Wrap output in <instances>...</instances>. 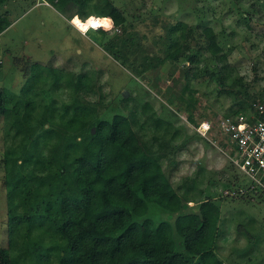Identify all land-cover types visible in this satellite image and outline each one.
Returning <instances> with one entry per match:
<instances>
[{"label":"trees","instance_id":"trees-1","mask_svg":"<svg viewBox=\"0 0 264 264\" xmlns=\"http://www.w3.org/2000/svg\"><path fill=\"white\" fill-rule=\"evenodd\" d=\"M46 1L68 19L78 15L86 21L92 14L106 19L107 26L96 28L103 37L114 23L120 33L105 40L104 48L144 78L149 69L167 71L165 79L172 83L165 99L176 111L194 109L196 88L190 83L202 71L198 55L206 50L220 61L230 51L211 24L179 20L150 41L132 29L124 7L113 0ZM241 1L233 4L240 7ZM250 15H244L246 20ZM28 66L19 93L0 90L8 202V241L0 244V264H231L219 250L225 233L219 202L202 192L190 206L197 177L185 176L175 186L163 167L159 148L180 133L171 120L148 104L142 123L121 111L111 117L98 114L92 100L100 86L93 72L75 74L37 62ZM202 72L212 76L217 70ZM179 79L183 84L177 90ZM59 90L67 100L56 99ZM263 94L264 88L244 95L224 116L253 110ZM144 127L153 132L151 138L144 136ZM217 134L223 141L224 134ZM234 184L231 178L224 182L226 189ZM241 189L242 195L254 191Z\"/></svg>","mask_w":264,"mask_h":264},{"label":"rangeland","instance_id":"rangeland-1","mask_svg":"<svg viewBox=\"0 0 264 264\" xmlns=\"http://www.w3.org/2000/svg\"><path fill=\"white\" fill-rule=\"evenodd\" d=\"M113 1L124 7L134 23L132 29L141 37L146 35L150 41L154 35L165 32L166 24L179 20L191 26L211 24L220 33L226 51H230L220 61L212 60L206 50L198 55L202 71L208 68L217 73L211 76L201 71L192 79L190 84L196 88L193 111L187 107L176 111L175 105L167 103L165 92L172 83L170 78L165 79L167 71L149 69L144 78L104 48L105 40L120 33L114 23L111 28H105L108 34L103 37L93 24L99 20L98 25H102L104 20L100 16L92 14L86 21L78 15L68 19L46 0H7L0 4V90L19 93L29 76L28 63L37 62L75 74L93 72L100 86L92 100L98 114L111 117L121 111L136 115L142 123L148 117V113L143 112L144 105L148 104L180 130L176 139L163 142L159 148L164 152L161 161L173 184L176 186L188 175L197 177L195 200L190 206L207 195L213 196L221 206V226L225 230L219 242L221 256L231 264L237 260L242 264H264V193L248 190L249 176L235 168L210 141L216 139L214 131L204 136L197 129L202 120H210L217 126L230 108L238 107L241 97L248 98L264 88V2L242 0L237 7L233 4L235 0ZM252 2H255L254 10ZM249 13L252 15L246 20ZM107 24L108 21L104 26ZM182 84L183 79H179L176 89ZM237 90L240 92L236 93ZM47 95L44 93L46 98ZM55 96L58 100L68 99V94L60 90ZM187 104L185 101L184 105ZM3 122L1 117L0 150L4 145ZM134 127L140 130L139 123ZM142 130L146 138L152 137L153 132L147 127ZM219 139L216 144L223 145ZM1 160L0 151V244L6 246L8 202ZM228 178L235 184L226 189L224 182ZM238 188L248 191L242 195ZM249 256L250 260L245 261Z\"/></svg>","mask_w":264,"mask_h":264},{"label":"built area","instance_id":"built-area-1","mask_svg":"<svg viewBox=\"0 0 264 264\" xmlns=\"http://www.w3.org/2000/svg\"><path fill=\"white\" fill-rule=\"evenodd\" d=\"M74 25L78 27L76 22ZM197 129L204 136L212 131L224 134L223 145L210 141L235 168L249 176L250 187L255 192L264 193V94L253 102V110L235 117L222 116L215 129L210 120H202Z\"/></svg>","mask_w":264,"mask_h":264},{"label":"bare ground","instance_id":"bare-ground-1","mask_svg":"<svg viewBox=\"0 0 264 264\" xmlns=\"http://www.w3.org/2000/svg\"><path fill=\"white\" fill-rule=\"evenodd\" d=\"M97 17H99V16H97ZM97 17H96V18H97ZM105 22H106V20L104 19V22H103L102 25H100V26H103ZM98 23H99V20H95L93 24H94L95 26L100 27V26L98 25ZM98 27H96V28H98Z\"/></svg>","mask_w":264,"mask_h":264},{"label":"clouds","instance_id":"clouds-1","mask_svg":"<svg viewBox=\"0 0 264 264\" xmlns=\"http://www.w3.org/2000/svg\"><path fill=\"white\" fill-rule=\"evenodd\" d=\"M73 23V22H72ZM74 24V23H73ZM94 28H96V27H94Z\"/></svg>","mask_w":264,"mask_h":264},{"label":"crops","instance_id":"crops-1","mask_svg":"<svg viewBox=\"0 0 264 264\" xmlns=\"http://www.w3.org/2000/svg\"><path fill=\"white\" fill-rule=\"evenodd\" d=\"M70 21V20H69ZM70 22H72V21H70ZM1 62V61H0Z\"/></svg>","mask_w":264,"mask_h":264}]
</instances>
